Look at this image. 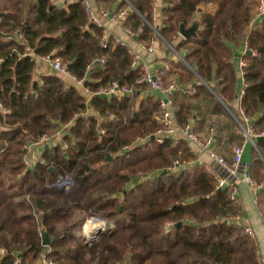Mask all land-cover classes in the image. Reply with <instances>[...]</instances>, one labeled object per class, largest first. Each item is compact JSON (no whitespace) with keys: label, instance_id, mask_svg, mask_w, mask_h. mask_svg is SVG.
I'll return each instance as SVG.
<instances>
[{"label":"trees","instance_id":"trees-1","mask_svg":"<svg viewBox=\"0 0 264 264\" xmlns=\"http://www.w3.org/2000/svg\"><path fill=\"white\" fill-rule=\"evenodd\" d=\"M129 1L136 11H128L124 25L135 32L132 41L147 43L157 30L193 68L170 61L181 87L174 94L178 124L194 118L198 133L213 127L216 149L231 161L232 148L245 140L242 125L264 129L258 0H163L156 20L154 0ZM98 2L109 9L125 4ZM0 11V30L18 37L0 36V264H263L257 237L244 230L242 206L206 164L169 169L174 159L196 157L189 141L145 140L161 126L158 97L88 101L61 75L35 76L36 57L53 56L92 90L113 81L147 89L137 83L143 71L132 67L128 45H103V28L90 22L81 0H0ZM182 24L197 25L196 34L179 39ZM237 56L245 62L240 89ZM67 123L62 140L28 169L26 145ZM256 146L249 172L264 184V141ZM68 174L69 188L55 185ZM258 204L264 213V187ZM92 217L107 225L88 241L83 227ZM39 226L50 236L47 246Z\"/></svg>","mask_w":264,"mask_h":264},{"label":"built area","instance_id":"built-area-1","mask_svg":"<svg viewBox=\"0 0 264 264\" xmlns=\"http://www.w3.org/2000/svg\"><path fill=\"white\" fill-rule=\"evenodd\" d=\"M124 1L125 4L118 6L114 9H109L105 7H101L95 4L94 0H81L83 5L85 6L88 18L90 22L95 25H98L103 28L102 32V43L103 45H107L112 41L113 43H120L129 46V53L132 56V67L137 68L140 67L143 71V74L138 78L137 83L144 84L147 89L155 91L158 93V99L161 106L160 112H158L155 117L160 122L161 126L154 133L155 139L162 143L166 136H182L186 140L189 141L191 147L194 149L196 158L190 161L174 159L169 169L173 172L179 171L186 166H191L196 163H205L206 169L215 175L218 179V187H226L231 190L230 198L232 200H237L239 195V185L240 183L246 184L251 193L253 194V201L256 205L259 203V193L262 191L264 184L258 182L255 178L251 176L248 170L243 165V155L245 150L246 142L252 143L254 147L256 146V139L260 136H264V129L257 130L252 126L244 127V136L245 140L241 145H235L232 148V157L231 161H228L227 158L222 155L215 147L216 135L214 132V128H209L206 135L201 136L194 130V118H189L185 125H179L176 118L175 111V102H174V94L177 90H181V87L178 84L177 78L173 77L170 80H166V73L169 67V64L166 61H150L144 59V53H152L155 51V45L158 40H162L168 47L169 52H172L176 60H181L185 62L188 66L189 64L184 58V55L180 53L176 49L173 44H170L164 37L157 32V37H153L149 42H136L138 48L132 46L129 40H127L124 36L132 40L135 32L124 25V19L128 13V11H136L133 5L129 0H120ZM259 4V12L256 15V18L264 15V0H258ZM114 7V6H113ZM158 8L156 6L155 0L153 4V19H157ZM104 19H109V25H106ZM154 27L158 28L157 25ZM184 36L179 32V39H183ZM48 60H50L55 71L60 74H70L66 68V62H64L59 57L46 56ZM105 62V58L97 59V61ZM240 66L245 64L244 60L241 58L239 61ZM90 67V66H89ZM191 67V66H190ZM193 70V68L191 67ZM71 75V74H70ZM72 76V75H71ZM72 78L78 83L84 85L86 98L89 101L94 95L101 94H114L113 96H124L129 95L131 97L137 96L139 99L146 98L148 96L147 89L136 88L134 86L120 85L118 82L113 81L109 84L102 85L94 90L86 87L84 84V79H78L75 76ZM194 93V90L191 91ZM244 91L242 89L241 94ZM111 98V97H109ZM138 100V99H137ZM0 107H2V103L0 102ZM91 108L88 109V111ZM132 109H137L135 105H133ZM94 112H91L93 114ZM109 116L113 117L114 114H110ZM70 123L63 125L59 130L53 133H43L39 135L36 139L26 145L27 151L24 156V164L28 169H32L35 165L36 156L35 149L36 148H44L46 145H49L54 139L58 136H61L66 133ZM104 130H102V133ZM61 139V138H60ZM64 147H68L67 143L63 142ZM72 177L66 175L65 177L59 178L58 182L63 184V187L69 188L71 185ZM40 214V212H39ZM39 214L38 217H39ZM263 227H264V213H260ZM239 218V216H238ZM102 221L98 219V217H92L88 219L89 221ZM86 222V223H87ZM86 223L84 226H86ZM106 224L103 226L105 227ZM244 230L249 235H254V230L252 227L245 225ZM39 235L44 237V231L42 226L38 227ZM85 234L87 236L88 241H93L96 236V231H87L85 229ZM0 252L3 253V250L0 249ZM20 260L17 259L13 264H19ZM40 264H56L52 260L43 259Z\"/></svg>","mask_w":264,"mask_h":264},{"label":"crops","instance_id":"crops-1","mask_svg":"<svg viewBox=\"0 0 264 264\" xmlns=\"http://www.w3.org/2000/svg\"><path fill=\"white\" fill-rule=\"evenodd\" d=\"M94 2H95V4L99 5L98 0H94ZM155 3H156L158 10L160 11V9L163 6V0H155ZM104 22H106V25H109V19H104ZM121 35L124 36L127 40H129L130 43L132 44V46H135L136 48H138L136 42L130 40L129 38H127L122 33H121ZM243 51H244V47L242 46L238 50V52L242 53ZM143 57H144V59H147L148 62L156 61L157 64L160 61H166L169 64V67H168L167 73H166V77H165L166 80H170L171 78L175 77V76L170 75V69H171L170 61H178V60H176L174 55L169 52L167 45L162 40H158L156 42L154 52L144 53ZM36 61H37V68H36V72H35L36 78H39L40 76H42L44 74L60 75L55 71L50 60H48L47 57H36ZM235 62H236V66L239 70V89H240L242 86L243 77H242V74H240L241 72H240V67H239L240 65L238 63L239 62L238 56L235 57ZM190 69H191V67H190ZM61 76L64 77V79L68 83H71V84H74L75 86H77L78 89L86 96L84 85L75 81L70 74H64ZM146 91H147L148 95H155L156 97L158 96V93L155 91H152L150 89H147ZM137 101H139V100H137ZM135 107H138V103L135 104ZM193 120H194L193 123L195 125V119H193ZM208 130H209V128L208 129L206 128L205 130H201L199 133L198 132L197 133L200 134L201 136H204L207 134ZM61 137H63V136L62 135L58 136L50 144L54 145V143L58 142L57 139H60ZM60 140H62V138ZM216 146H217V143L215 141V147ZM252 147H253V145L249 141L246 142L244 155H243V165L246 168V170H248V171L250 170V164L253 161L252 160L253 159L252 158ZM44 149H45V147L41 148V149H39V148L35 149L36 151L34 154L36 156V159L40 158ZM238 201H239L240 205L242 206V210H243V217L241 219L242 223L244 225H247V226H250L253 228L254 236L257 237V239L260 243V246H261L262 260H263V264H264V227H263V222H262V218L260 215V213L262 211H260V209L258 207L259 204L256 205L255 202L253 201V194L251 193L249 187L246 184L240 183V185H239ZM40 263H38V264H40Z\"/></svg>","mask_w":264,"mask_h":264},{"label":"water","instance_id":"water-1","mask_svg":"<svg viewBox=\"0 0 264 264\" xmlns=\"http://www.w3.org/2000/svg\"><path fill=\"white\" fill-rule=\"evenodd\" d=\"M4 14H5V12L0 11V23H1V20H2V17L4 16ZM196 30H197V25H192L191 27H186L183 24L180 25V33L184 36V38H188V37H190L192 35H195L196 34ZM0 36L1 37H4V38H14V39H18V37H17L16 34H14V33H6V32H3L1 30H0ZM247 53L250 54L251 53V50H248ZM113 95L114 94H111V95L101 94L100 96L103 97V98H108V97H113ZM153 138H155V135L154 134L151 135L150 137L146 138L145 140L148 141V140L153 139ZM257 141H264V136L258 137L256 139V142ZM48 147H49V145H46V148H48ZM111 158H112V155H109L107 157V160L108 159H111ZM51 170H54V169L51 168ZM35 174H37V172H35ZM73 181L74 180L72 178L71 181H70L71 184H73ZM55 185L56 186H60V187L63 186V184L61 182H56ZM122 210H123V205L120 207V211H122ZM98 219H100V218H98ZM100 220H102V219H100ZM102 221L106 222V224H107V220H102ZM180 225H181V222L177 223V226H180ZM104 228L105 227L98 228L96 230L95 236L96 237L100 236L101 233H102V231L104 230ZM50 242H51L50 236H49V234L47 232H45L44 233V237H43V245H46L47 246V245L50 244Z\"/></svg>","mask_w":264,"mask_h":264},{"label":"bare ground","instance_id":"bare-ground-1","mask_svg":"<svg viewBox=\"0 0 264 264\" xmlns=\"http://www.w3.org/2000/svg\"><path fill=\"white\" fill-rule=\"evenodd\" d=\"M106 224V222L104 221H89L86 223V229L87 231H96L98 228H102L104 225Z\"/></svg>","mask_w":264,"mask_h":264},{"label":"rangeland","instance_id":"rangeland-1","mask_svg":"<svg viewBox=\"0 0 264 264\" xmlns=\"http://www.w3.org/2000/svg\"><path fill=\"white\" fill-rule=\"evenodd\" d=\"M170 53H172V52H170ZM181 53V52H180ZM173 54V53H172ZM182 55H184L185 53H181ZM63 75V74H62ZM248 126H251L249 123L247 124V126H245V127H248ZM242 130H243V133H244V128H243V125H242ZM252 144V143H251ZM228 157H230V155H228ZM69 176H71L72 178H73V176L72 175H70V174H68ZM65 177V176H64ZM254 178V177H253ZM91 219V218H90ZM102 220H105V219H102ZM85 225V224H84ZM107 225V224H106ZM83 229H84V231H85V229H86V227L84 226L83 227ZM87 230V229H86Z\"/></svg>","mask_w":264,"mask_h":264}]
</instances>
